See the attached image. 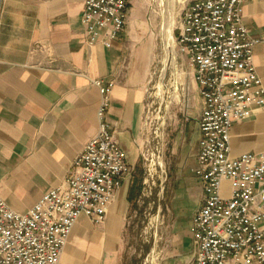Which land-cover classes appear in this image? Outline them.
Here are the masks:
<instances>
[{
	"label": "crops",
	"instance_id": "obj_1",
	"mask_svg": "<svg viewBox=\"0 0 264 264\" xmlns=\"http://www.w3.org/2000/svg\"><path fill=\"white\" fill-rule=\"evenodd\" d=\"M83 2L0 0V195L10 208L24 213L64 180L72 160L96 131L99 92L91 80L112 79L107 119L127 160H132V165L127 163L132 173L116 191L102 223L93 224L84 216L77 219L61 262L119 264L128 187L146 141L147 86L154 62L161 67L162 81L167 64L164 68V56L161 59L153 51L152 38L147 37V27L133 1L125 28L112 45L87 48L80 21ZM241 14L248 35L259 40L252 47L253 63L264 85V0H247ZM38 44L41 47L36 48ZM168 74V80L178 78L189 87L186 91L176 86L182 90L183 101L178 161L185 123L195 121L199 134L201 103L188 74H176L170 68ZM197 149L192 154L194 165ZM244 152L264 154V109L231 124L230 153ZM223 187L227 190L228 183ZM197 188L196 208L199 183ZM183 237L174 241L176 246L163 264H193L189 227Z\"/></svg>",
	"mask_w": 264,
	"mask_h": 264
},
{
	"label": "built area",
	"instance_id": "obj_2",
	"mask_svg": "<svg viewBox=\"0 0 264 264\" xmlns=\"http://www.w3.org/2000/svg\"><path fill=\"white\" fill-rule=\"evenodd\" d=\"M132 1L84 0V45L111 46L125 28ZM246 1L183 0L172 30L177 51L166 52L167 61L179 60L181 73L193 79L201 103L192 168L201 195L189 225L193 264H264V154L230 153L232 122L264 109V85L252 53L259 40L242 23ZM91 83L99 92L96 131L64 180L24 213L0 195V264H63L61 254L77 219L102 223L116 191L130 177L132 169L107 119L114 81L94 78ZM177 85L189 89L187 83ZM140 158L145 159L142 150Z\"/></svg>",
	"mask_w": 264,
	"mask_h": 264
},
{
	"label": "rangeland",
	"instance_id": "obj_3",
	"mask_svg": "<svg viewBox=\"0 0 264 264\" xmlns=\"http://www.w3.org/2000/svg\"><path fill=\"white\" fill-rule=\"evenodd\" d=\"M133 2L147 27V37L152 38L153 51H157L161 59L164 56V68L166 64L167 67L162 81L159 79L161 67L154 62L147 86L144 109L146 141L142 149L145 159H140L132 174L135 179H140L139 188L126 210L119 264H163L169 251L176 246L174 241L184 238L191 213L198 204V182L191 169L199 134L195 121L185 123L184 142L177 161V143L183 122L182 90L176 87V79L168 80V73L169 68L175 73L181 72L182 66L179 60L167 61L166 52L177 51L173 48L172 30L178 23L183 0ZM195 104L198 109L199 99L196 97ZM158 162L163 168L162 175L159 174ZM127 163L132 165V160H127Z\"/></svg>",
	"mask_w": 264,
	"mask_h": 264
},
{
	"label": "trees",
	"instance_id": "obj_4",
	"mask_svg": "<svg viewBox=\"0 0 264 264\" xmlns=\"http://www.w3.org/2000/svg\"><path fill=\"white\" fill-rule=\"evenodd\" d=\"M139 180L137 178L135 179L133 175L131 176L130 184H129L128 192H127V201L128 202L132 201L135 197V194L138 192Z\"/></svg>",
	"mask_w": 264,
	"mask_h": 264
},
{
	"label": "bare ground",
	"instance_id": "obj_5",
	"mask_svg": "<svg viewBox=\"0 0 264 264\" xmlns=\"http://www.w3.org/2000/svg\"><path fill=\"white\" fill-rule=\"evenodd\" d=\"M165 20L163 21V27H165ZM164 29V28H163ZM169 43H171V39H170V41H169ZM167 56V55H166ZM166 58V57H165ZM164 62H165V59H164Z\"/></svg>",
	"mask_w": 264,
	"mask_h": 264
}]
</instances>
